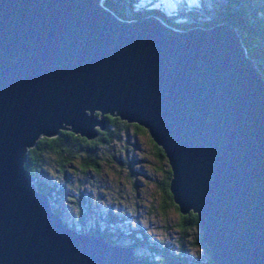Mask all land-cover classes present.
<instances>
[{"label":"water","instance_id":"95a60500","mask_svg":"<svg viewBox=\"0 0 264 264\" xmlns=\"http://www.w3.org/2000/svg\"><path fill=\"white\" fill-rule=\"evenodd\" d=\"M103 113L162 149L212 264H264V81L234 29L124 20L99 0H0V264H156L66 226L23 168L36 137H92Z\"/></svg>","mask_w":264,"mask_h":264},{"label":"trees","instance_id":"16d2710c","mask_svg":"<svg viewBox=\"0 0 264 264\" xmlns=\"http://www.w3.org/2000/svg\"><path fill=\"white\" fill-rule=\"evenodd\" d=\"M134 1L99 0V3L120 19L128 20L153 15L165 25L176 30H184L192 26L206 28L218 22L225 23L234 29L244 55L251 61L264 81V0H182L181 7L175 8L178 10L168 14L155 8H133ZM95 114L97 112H93V115ZM101 117L104 125L102 128L94 126L92 137H83L67 129H58L55 134L49 136L39 135L32 145L25 148L22 165L29 174L34 189L45 194L51 211L57 213L66 226L74 229L70 223H67L63 208L70 206L74 209L73 215L80 216L82 205H85L82 196L84 184L100 174V166H116L119 169H124L125 176L128 177L133 187V172L137 168H133L130 163L133 157L128 155V151L134 145L128 143L127 138L141 134L149 146V155L152 161L156 163L151 172L158 176L157 181H153L155 186L153 197L155 211L162 221L159 220V225L155 227L160 226L159 229L165 233L169 229L172 230L176 252L168 251L167 247L163 245V240L150 242L146 238L145 229L135 227L139 221L126 219L128 215H124V212L130 214V209L116 208L105 212L102 221L108 227L115 228L113 233L90 225L84 227L86 225H81V221L74 222L76 224L74 230L98 235L112 244L127 245L143 260L156 264H162L167 258L183 260L188 264H212L209 251L200 238L201 232L195 213L191 210L179 213L171 199L167 187L171 173L162 149L151 140L146 128L137 123L128 122L117 115L108 113L101 114ZM83 175H86V178ZM72 177H74L73 180ZM80 178L86 180L82 182ZM68 179L70 181H67ZM138 183H141V179ZM105 190L106 188H104ZM114 194L116 197L119 196L117 191H114ZM166 207L177 211V220L171 226H166L163 218ZM134 210L137 209L133 208L132 212ZM148 211H146V215H148ZM145 218L148 219L147 216ZM116 228H120L118 232ZM186 242L190 248L202 253L201 259L193 262L181 254L180 248ZM140 246L149 249L148 251L151 253L149 255L136 253L135 249Z\"/></svg>","mask_w":264,"mask_h":264},{"label":"rangeland","instance_id":"374dc122","mask_svg":"<svg viewBox=\"0 0 264 264\" xmlns=\"http://www.w3.org/2000/svg\"><path fill=\"white\" fill-rule=\"evenodd\" d=\"M181 1L182 0H135L133 8H155L168 14L172 11L178 10L175 8L181 7ZM98 118L99 116H97V119ZM127 141L128 143L134 145V147L128 151V155L133 157L130 163L133 165V168H137V170L133 172V187L132 184H130L128 177L125 176L126 173L124 169H119L116 166L108 167L106 165H102L100 166L101 172L99 175L91 178V180L86 183L84 182L85 187L83 189L82 196L84 198L85 205H82V208L80 207V216L77 214L73 215L74 213L72 212H74V209L70 206L64 205L63 214L66 216L67 223H70L74 229H76V224L74 222L81 221V225H86L84 227L90 225L113 233L115 228L112 229L111 226L108 227V225L102 221L105 216V212L116 208H119L120 210L130 209V214L124 212V215H128L126 219L130 221H139L140 226L139 224H136L135 227H141L143 230L145 229L147 232L146 238L150 242L163 240V245L167 247L168 251L176 252L177 248L175 247L173 240L172 230L169 229V231L165 233V231L163 232L159 229L160 226L155 227L159 225V220H161L155 211L156 209L153 197V193L155 192L153 181H157L158 176L152 174L151 172L153 165L156 163L152 161L149 155V146L147 145L146 139L143 135L138 134L134 137L129 136ZM83 176L86 178V175ZM73 179L74 177H72V180ZM140 179L141 183H138ZM80 180L83 182V180L86 179L82 180L80 178ZM67 181H70V179ZM104 188H106L105 191ZM114 191H117L119 196L116 197ZM151 205L154 210L151 208ZM133 208L137 210L132 212ZM149 208H151L150 211H148ZM146 211H148V215H146ZM176 213L177 211L171 207H166L164 209L163 218L166 226L174 224L177 220ZM145 216H147L148 219H146ZM116 229L118 232L120 228ZM105 241L108 240L105 239ZM135 250L134 251L136 253L144 255H149L151 253V251H148L149 249H146L143 246H140ZM180 250L182 251L181 254L187 257V260L191 259L195 262L202 258V253L196 249L190 248L187 242L182 246V248H180Z\"/></svg>","mask_w":264,"mask_h":264}]
</instances>
